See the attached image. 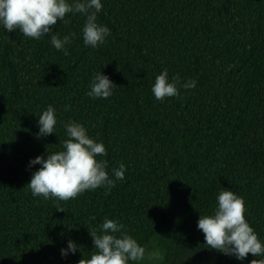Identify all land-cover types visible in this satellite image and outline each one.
<instances>
[{"label": "trees", "instance_id": "trees-1", "mask_svg": "<svg viewBox=\"0 0 264 264\" xmlns=\"http://www.w3.org/2000/svg\"><path fill=\"white\" fill-rule=\"evenodd\" d=\"M102 3L98 20L111 33L95 49L83 44L81 14L53 26L61 38L75 34L67 56L49 36L0 26V264H79L104 217L163 252L133 264H241L208 249L196 222L228 188L264 240V0ZM164 68L196 87L156 100L151 86ZM100 70L117 85L107 99L86 95ZM49 104L56 135L38 139ZM69 120L103 141L110 176L125 164V179L67 201L34 197L27 183L39 165L28 161L59 150ZM68 239L81 250L62 258Z\"/></svg>", "mask_w": 264, "mask_h": 264}, {"label": "clouds", "instance_id": "clouds-1", "mask_svg": "<svg viewBox=\"0 0 264 264\" xmlns=\"http://www.w3.org/2000/svg\"><path fill=\"white\" fill-rule=\"evenodd\" d=\"M102 8V0H0V26L9 32L18 30L23 36L35 40L49 36L51 45L67 56V45L75 34L61 38L58 32L53 31V26L58 20L67 23L66 14H81L84 17L81 28L83 44L95 49L103 45L111 33V29L98 20ZM196 85L195 79L182 81L179 75L170 78L168 69L164 68L155 76L151 92L156 100L163 101L168 97H179L181 89H194ZM116 87L110 77L100 70L90 79L86 95L93 99H107ZM57 123V110L49 104L38 116L37 138L56 135ZM63 127L66 138L59 150H46L28 161V168L39 165L31 172L27 183L34 197L67 201L86 190L104 188L110 192L116 181L125 179L127 169L123 162L112 168V175H109V162L102 159L106 155L103 141L91 137L82 123L69 120L63 123ZM245 213L244 197L221 187L211 211L199 213L196 227L203 233L208 249L233 257L241 264L250 253L258 259H252L249 264H264V240L259 238ZM90 235L95 251L89 257L80 259L79 264H133L164 259L161 250L147 251L116 219L104 217ZM78 250H81L79 245L68 239L60 254L66 258Z\"/></svg>", "mask_w": 264, "mask_h": 264}]
</instances>
